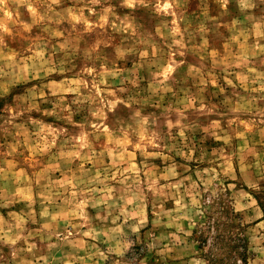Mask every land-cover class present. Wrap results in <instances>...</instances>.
I'll list each match as a JSON object with an SVG mask.
<instances>
[{
	"label": "clouds",
	"instance_id": "obj_1",
	"mask_svg": "<svg viewBox=\"0 0 264 264\" xmlns=\"http://www.w3.org/2000/svg\"><path fill=\"white\" fill-rule=\"evenodd\" d=\"M147 252L264 264V0H0V264Z\"/></svg>",
	"mask_w": 264,
	"mask_h": 264
},
{
	"label": "rangeland",
	"instance_id": "obj_2",
	"mask_svg": "<svg viewBox=\"0 0 264 264\" xmlns=\"http://www.w3.org/2000/svg\"><path fill=\"white\" fill-rule=\"evenodd\" d=\"M210 14L211 15H216V7H215V5H210ZM214 43H215V48L213 49V51L218 50L219 48L224 46L221 41H215ZM104 53H105V56H107L110 53V49L104 50ZM188 64H192L193 66H197L194 63L193 57L192 56H188L186 58L185 65L182 66V68L180 69V76L181 77H183L184 73L186 72ZM127 67L128 68L132 67L131 58L127 62ZM139 75L146 77L147 76V72L146 71H142ZM53 83H59V81H53ZM109 83H110L109 78H105L104 84L101 85V87H107L109 85ZM117 83H118V80H117ZM219 86H220L219 84H213L210 87H211L212 91H215V89H217ZM187 87L192 88L194 90V84H193V81L191 79H189ZM112 90H113L112 87H108V91H112ZM64 95L66 97H70L71 94L70 93H65ZM181 95H183V93H181ZM210 98L212 99L213 102H216L221 97L212 96ZM167 102H170V98L169 97L165 98V103H167ZM190 119H195V114H192L190 116ZM201 135L202 134L197 131V133L194 136V141L197 142V143H200L201 142ZM203 144H204L205 147L212 146V142L210 140L203 141ZM155 160H156V165L159 166L160 163H161V158L157 157V158H155ZM57 176H58V174H57ZM254 198H256L258 200V202H259L258 197H254ZM165 207H167V204L165 205ZM145 213H146V215L150 214V206H148V205L145 206ZM209 219H210V217L208 215H204L201 218L200 223L207 224L209 222ZM185 226H186V224H185ZM145 255H146V264H160V258L156 255L155 252H147Z\"/></svg>",
	"mask_w": 264,
	"mask_h": 264
}]
</instances>
